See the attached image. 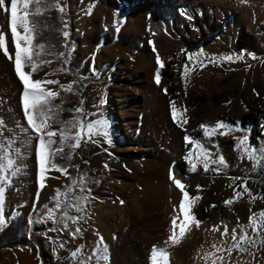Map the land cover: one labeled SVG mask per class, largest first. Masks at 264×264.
<instances>
[{"label": "rangeland", "instance_id": "rangeland-1", "mask_svg": "<svg viewBox=\"0 0 264 264\" xmlns=\"http://www.w3.org/2000/svg\"><path fill=\"white\" fill-rule=\"evenodd\" d=\"M88 1L95 0H55L63 8L67 32L75 39L70 69L46 67L31 73L27 66V72L32 80L58 82L41 85L57 93L51 101L72 111L82 109L77 115L61 118L46 113L45 123L57 132L53 139H61L59 129L67 127L68 121L99 119L107 122L111 144L103 136L89 139L85 130L83 153L75 154L66 173L47 168L44 199L40 197L39 169L34 171L38 141L21 127L27 126L22 119L23 84L14 62L13 71L9 68L13 59L0 48V144L15 161L13 169L0 171V182L6 189L0 230L11 216L22 214V243L6 248L0 264H42L43 252L52 259L69 258L73 264H86V257H92L90 264H149L153 247L171 242L172 219L185 211L180 207L182 202L190 228L181 236L179 226L175 227L180 242H171L172 264H264V228L247 229L255 246L241 242L246 252L233 247L232 240L233 229L239 240L243 232L238 225H248L253 213L264 210V195L254 191L264 184V160L257 163L246 151L257 149L259 158V149L264 147V0H211L201 9L194 6V13L201 10L206 18L213 13L217 25L206 23L197 32L189 22H183L180 12L182 19L169 23L162 36L148 34L140 38L141 44L127 41L126 50L131 55L126 59L121 53L124 46L117 19L110 16L124 1L131 7L144 2L98 0L100 7L109 6V12L101 11L104 27L99 34L107 35V42L112 40L109 47L114 55L104 54L99 59V46L91 38L86 39L82 51L81 35L90 28L85 12ZM230 6L232 13L226 16ZM242 14L249 19L250 28L236 24V17ZM5 15L9 22L5 30L0 26V34H4L14 58L10 13ZM231 16L234 19L230 22ZM157 72L159 84L155 81ZM133 73L134 80L140 75L147 81L143 95L121 83V75ZM66 85H71L76 97L61 92ZM220 124L225 127H218ZM3 133L11 134L9 142L3 141ZM245 137L247 141L237 147ZM0 163L6 164V160ZM5 175L10 186L3 179ZM72 178L77 180L80 193L68 202L61 201L57 190L62 193ZM173 178L183 187H177ZM93 179L96 189L103 182L101 197L86 192ZM184 192L189 194L187 201ZM81 196L87 200H78ZM54 197L61 202L59 209L49 205L50 201L57 203ZM68 204L82 205L77 216L83 219L76 223L68 220L65 229L61 218ZM49 208L55 209L52 218ZM67 211L69 217L77 212L75 207ZM225 225L227 235H222ZM76 228L81 231L73 236ZM77 249L80 253L73 258L71 253ZM105 249L107 260H98Z\"/></svg>", "mask_w": 264, "mask_h": 264}, {"label": "snow or ice", "instance_id": "snow-or-ice-1", "mask_svg": "<svg viewBox=\"0 0 264 264\" xmlns=\"http://www.w3.org/2000/svg\"><path fill=\"white\" fill-rule=\"evenodd\" d=\"M41 0H0V12L3 13H10V34L14 41V65H15V72L18 75L20 81L23 84V113L27 121V126H21L22 131L29 134V138H32L33 135L35 139L38 141V148H37V154L39 157V173H40V186L41 188L44 187V178H45V172L49 166L51 167H57L56 165L52 164L51 157L55 156L56 154H63L64 148L67 146L70 149H75L79 147L81 140L84 138L85 130L87 137L91 139L93 135L96 136H103L109 144H111V139L109 137V134L107 132V122L103 120H95L92 122L84 123L81 120H73L68 121L66 124L69 127H61L59 129V133L61 136L60 143L58 146L53 149V145L56 144V140L53 139L56 137L57 132L50 130V125L45 123L46 120V113L53 111V106H51V100L57 95V93H54L52 91H46L44 88L41 87L42 84L45 82L47 84H54L58 83L57 81L48 80L44 81L41 79L32 80L31 74L24 71L25 66H29L31 68V73H35L38 68V64H44V63H51V61H42L39 58L38 53H34V49H44L45 45L43 43L40 44H34L33 41L35 39V33L37 25L34 21L30 20V15L32 16H39L43 13L45 9L41 8L40 6ZM31 5H34V7H30ZM48 7L55 8L59 12H63V8L60 6L58 2L53 3L49 5ZM64 36H67V32L63 33ZM0 48L3 49V53L8 56L9 59H12V55L9 54V49L7 47L6 38L4 34H0ZM191 59V57H189ZM155 81L157 84L160 82V75L157 72L155 75ZM66 89L71 88V85L62 86ZM167 91V89H165ZM58 108V106H55ZM173 118H176V108L175 104L173 103ZM75 112H81L82 109H75ZM39 121V122H38ZM186 122V121H185ZM61 124H64L65 122L61 121ZM3 124V121H0V125ZM204 127V126H202ZM218 127H225L223 124L218 125ZM70 128L78 129L76 134L74 136L69 137L68 131ZM48 129V130H46ZM213 132L215 129L212 130ZM211 134V132L209 133ZM226 134V133H222ZM74 141L72 143H67L69 140ZM247 141V137L243 138V140H240L237 147L240 146V144H243ZM248 152V158L256 160L257 163L260 162V160H264V147H261L259 149L260 157L257 158L255 153L257 152V149L252 148L250 151L246 149ZM17 156L19 157L21 155L20 150L16 149ZM0 153H3V155H0V161L6 160V164L0 163V171H4L5 169H13L15 165V161L10 158V151H7L5 146L0 144ZM215 162V161H214ZM219 163L223 164V157L219 158ZM208 165L205 163V170H207ZM18 167L15 168V170L12 171V175H16V172L18 171ZM65 171L66 169H58ZM193 170H195V167H193ZM4 180H8L7 175L3 177ZM174 180V178H173ZM174 183L177 187L182 188L180 181L174 180ZM9 186L11 185V181L8 180ZM246 185V182H245ZM71 190V189H70ZM5 187L3 186L2 182H0V224H3L4 221L2 219V212H3V204H4V197H5ZM83 191V189H81ZM60 195H65L59 192L57 190V197ZM239 195V193H237ZM189 194L187 192H184V201L188 200ZM57 197H54L53 199L57 200V203L55 205V209H59L61 207V202ZM264 198V197H262ZM78 200H87L86 196H81L77 198ZM232 201H226V203H231ZM123 203V202H122ZM47 207V206H45ZM68 207H75L77 212L83 211V206L80 204H68L65 207L63 217L61 218V223H63V227L66 229L68 228V220H71L72 223H76L80 219H83L81 216H68ZM180 207L187 212L186 204L185 202H182ZM214 207V206H213ZM55 209L49 208L48 209V216L49 218L53 217V213ZM259 217V220L257 219ZM172 235L169 237V240L173 243H179V239L176 237L175 233V226H176V218L173 217L172 219ZM197 226H199V222L197 221ZM243 235L239 237V240H237L236 230H232V240L234 242L233 247L238 248L240 252H246L248 251L247 247H242L241 242L245 244L255 246V241L251 236L248 235L247 229L253 228L254 230L259 228H264V210H262L259 213H253V215L250 217V223L248 225H238ZM186 227V225L184 226ZM55 230V229H52ZM218 230V229H217ZM81 231L80 228H76L75 232H73V236L76 235V233H79ZM227 226H224V233L222 235H227ZM183 227L181 229V236H183ZM167 243V242H166ZM261 243H264V239L261 240ZM63 247V244L61 245ZM215 247V246H214ZM217 251H220L218 248ZM229 255L231 254L232 247L227 249ZM80 253V249H77L76 251H73L71 253V256L73 258L77 257ZM251 254V253H250ZM98 260L103 259L107 260V254L106 249L104 251V254L96 257ZM92 257H86L85 261L86 264H90ZM168 259V253L166 249H157L155 246L153 247L151 251V264H167Z\"/></svg>", "mask_w": 264, "mask_h": 264}, {"label": "bare ground", "instance_id": "bare-ground-1", "mask_svg": "<svg viewBox=\"0 0 264 264\" xmlns=\"http://www.w3.org/2000/svg\"><path fill=\"white\" fill-rule=\"evenodd\" d=\"M142 1L144 2V4H142V5L138 4V6H136V7H131V5L127 4V2L124 1L122 3L123 5L121 6L119 4L116 8L115 13L112 12L111 16H110V17H112V16L115 17L114 21H115V19H117L116 25H118V28H119L118 35L122 38L121 43H122V46H124L121 53L125 59L127 56L129 57L131 55V54L129 55V53H128L130 51L127 52L128 43H129V42L127 43V41L135 40V42H138V44L140 42V44H141L140 38H144V36H147L148 34L154 33V34H159L162 36L165 32L168 31V29H169L168 24L169 23L178 22L180 20V18L182 19V17H184V19H182L183 22H185V23L189 22L191 28L196 30L197 32H199L201 30L200 28H202L203 26L205 27L206 23L213 24V25H214V23H216V25L218 23V19L215 17V15L213 13H212V15H209V17H207V18L204 16L203 13L202 14L200 13L201 10L199 11L198 14L194 13L195 7H197L198 9H201V5L203 6L206 4H210L209 2L211 0H142ZM139 5H141V6H139ZM219 6H220V4H219ZM108 8H109V6L107 7V5H105L104 7H100L98 5V0L88 1L85 4V12H86V16L89 18V21H90V28L84 34L81 35V42L83 45L82 51L85 50L84 47H86V44H85L86 39L91 38L92 41H94L95 44L97 46H99V50H100L99 57H98L99 59H101L102 55H104V54H105V56L107 54L109 56L114 57V55L111 54L112 51H110L111 48L109 47V43L112 40L107 42V35L106 36L105 35L100 36V34H99V30L104 27L103 22H102L104 14H101V11H103L104 9L105 10L107 9L109 12ZM99 9H100V12H98ZM232 9L233 8H231V6H230L229 10L226 9L228 11L226 16L231 15ZM180 12L184 16L179 18L178 15H180L179 14ZM134 16H137L139 18H137V20L134 21L133 20ZM5 18H6L5 13L0 12V26H1L2 30L6 29V26L8 25V22H9V21L7 22L6 20H4ZM236 18L237 19L235 20V22L237 25H240V23H241V25H243V26L250 27L249 19L247 17H245V15L242 14V16L239 15ZM222 21H224V20L222 19ZM78 30H80V29H78ZM147 31L150 33H148ZM257 41L261 42L262 40L258 39ZM140 49H141V47H140ZM136 50H138V49H136ZM82 54H83V52L81 53V55ZM135 54H137V53H135ZM12 59H13V61H12V64L9 66V68L12 69V71H13L14 58H12ZM24 71L27 72V65L25 66ZM133 75H134V73L128 74V75H121L122 76L121 77V83L123 85H125V87L126 86L132 87L136 91L138 96H140L144 92V89L146 88L147 81L146 80L143 81V79H141L140 75L137 76L138 78L136 77V79L134 80V78L132 77ZM22 114H23V116H22L23 121L25 123H27L26 118H25L24 113H23V108H22ZM1 135H2V139L4 142H9L11 140V134L10 133H3ZM36 142H37V140H36ZM6 149H8V148H6ZM38 169H39V157L37 154V156L35 158L34 171L35 170L38 171ZM35 173H37V172H35ZM39 180H40V173H39ZM47 182H48V175H47V171H46L45 172V178H44V187L43 188H41V186L39 187L40 197H42V199H44V196L47 193L46 192L47 187H48ZM20 194H22L23 197L25 196L23 193H20ZM28 198H31V196H27V199ZM181 214L182 215L180 217L176 218V226L177 227L179 226V228L177 229L178 233L181 232L182 227H183V232L188 231L190 228L189 227L190 225L188 226L189 220L187 218V213L184 211ZM185 225H186V227H184ZM187 227H189V228H187ZM152 243H154V242H152ZM171 246H172V244H171V242H169V243H166V245H161V246L159 245L156 247L157 249H166L167 250V253H168L167 264H172L171 256H172L173 251H172ZM148 261H149V264H151V251L148 254Z\"/></svg>", "mask_w": 264, "mask_h": 264}, {"label": "trees", "instance_id": "trees-1", "mask_svg": "<svg viewBox=\"0 0 264 264\" xmlns=\"http://www.w3.org/2000/svg\"><path fill=\"white\" fill-rule=\"evenodd\" d=\"M56 3L55 0H41V8L45 9L43 13L39 16L30 15V20L34 21L37 25L34 44L43 43L45 45L44 49H34V53H38L40 60L51 61V63L38 64L37 68L42 69L46 67H61L65 70L70 69V62L73 56L72 47L74 45L75 39L67 32L66 25L64 22L63 12H59L55 8L48 7L49 5ZM30 7H34L31 5ZM67 32V36L63 33ZM62 93L69 97H76L77 94L74 90H69L64 87L61 89ZM81 94V92L79 91ZM51 106H53V111L49 114L53 117H66L71 114L77 115L79 112L72 111L69 108L59 105L51 101ZM55 106H58L55 107ZM67 127H69L67 125ZM78 129L70 128L68 133L69 137L74 136ZM56 144L52 147L55 149L60 143L61 139H55ZM71 139L67 143H72ZM83 153V144L80 143L79 147L75 149H70L69 147L64 148L63 154H56L51 157L52 164L56 165L57 169H68L72 166L75 154ZM51 167V166H49ZM62 171V170H61ZM76 179L72 178L71 183L66 186L62 194L60 195L61 201L68 202L72 195H78L80 193L79 187L76 185ZM96 180L93 179L88 183L87 193L95 194L98 197L102 196L104 191L103 182H99L100 189H96ZM71 189V190H70ZM102 191V192H101ZM254 191L261 192L264 195V184L260 185L258 188H254ZM50 206H55V201L49 202ZM71 214L77 216L79 212H74ZM21 218L22 214L19 212L11 216L7 224L0 230V259L4 255V250L6 248L12 247L17 243H22L20 240V228H21ZM42 264H73L69 258L64 259H52L46 252L42 255Z\"/></svg>", "mask_w": 264, "mask_h": 264}, {"label": "crops", "instance_id": "crops-1", "mask_svg": "<svg viewBox=\"0 0 264 264\" xmlns=\"http://www.w3.org/2000/svg\"><path fill=\"white\" fill-rule=\"evenodd\" d=\"M232 19H234V18H232V17H231V18H229V21H231ZM250 26H251V25H250ZM249 28H250V27H249ZM201 44L203 45V42H201Z\"/></svg>", "mask_w": 264, "mask_h": 264}]
</instances>
